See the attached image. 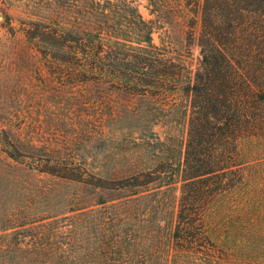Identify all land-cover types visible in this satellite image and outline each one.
Masks as SVG:
<instances>
[{"label": "rangeland", "instance_id": "rangeland-1", "mask_svg": "<svg viewBox=\"0 0 264 264\" xmlns=\"http://www.w3.org/2000/svg\"><path fill=\"white\" fill-rule=\"evenodd\" d=\"M68 1L72 17L102 18L120 37L133 35L140 14L152 27L154 53L179 63L182 72L170 80L174 88L163 91L157 111H107L112 86L105 78L100 82L98 70L65 65L54 58L61 50L27 38L42 25H49L48 33L58 27L54 23L62 16L51 11L50 2L0 0V138L17 130L39 144L66 145L69 154L55 162L70 168L80 163L88 171L85 182L38 172L33 165L43 161L41 152L19 150L15 160L0 142V264H47L63 248L64 255L92 259L127 241L147 244L154 253L155 237L171 255L180 181L162 185L129 215L107 202L91 204L96 198L89 184L92 173L109 178L127 161L149 165L162 158L176 173L189 116L184 87L199 60V18L182 0ZM241 149L245 179L218 201L208 224L234 258L264 264V142L248 139ZM41 157L50 163V156Z\"/></svg>", "mask_w": 264, "mask_h": 264}, {"label": "trees", "instance_id": "trees-1", "mask_svg": "<svg viewBox=\"0 0 264 264\" xmlns=\"http://www.w3.org/2000/svg\"><path fill=\"white\" fill-rule=\"evenodd\" d=\"M48 1L51 11L62 16L54 23L58 27L48 33L44 29L50 30L49 25H42L27 34L28 39L61 50L54 58L65 65L98 70L100 82L105 78L112 86L107 111H157L162 106L157 104L163 91L174 88L170 80L181 75L182 67L154 53L152 27L140 14L133 22V35L120 37L115 25L102 18L72 17L68 11L73 5L68 0ZM182 1L199 18V60L191 82L184 87L189 116L176 173L162 158L149 165L127 161L109 178L92 173L95 181L89 184L96 198L91 204L107 202L117 213L129 215L147 195L158 193L168 182L180 181L171 255L163 253L164 241L155 237L154 253L147 244L127 241L112 244L108 254L92 259L64 255L63 248L61 254L46 259L47 264H249L234 258L224 240L215 241L208 220L218 201L245 179L241 143L248 139L264 142V0ZM0 142L6 155L15 160L19 157L14 152L19 150L41 152L44 163L33 165L38 172H56L85 182V166L76 163L70 168L67 162H55L69 154L72 148L66 145L39 144L17 130L6 131ZM44 154L50 156V163L41 157Z\"/></svg>", "mask_w": 264, "mask_h": 264}]
</instances>
